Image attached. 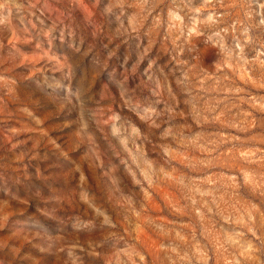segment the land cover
I'll return each instance as SVG.
<instances>
[{
    "label": "rangeland",
    "instance_id": "374dc122",
    "mask_svg": "<svg viewBox=\"0 0 264 264\" xmlns=\"http://www.w3.org/2000/svg\"><path fill=\"white\" fill-rule=\"evenodd\" d=\"M262 19L0 0V264H264Z\"/></svg>",
    "mask_w": 264,
    "mask_h": 264
},
{
    "label": "clouds",
    "instance_id": "9594fccd",
    "mask_svg": "<svg viewBox=\"0 0 264 264\" xmlns=\"http://www.w3.org/2000/svg\"><path fill=\"white\" fill-rule=\"evenodd\" d=\"M209 19H211V18H209ZM260 23H261V24H264V19H262V20L260 21Z\"/></svg>",
    "mask_w": 264,
    "mask_h": 264
}]
</instances>
